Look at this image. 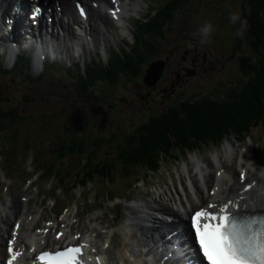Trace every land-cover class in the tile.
<instances>
[{
	"label": "rangeland",
	"instance_id": "rangeland-1",
	"mask_svg": "<svg viewBox=\"0 0 264 264\" xmlns=\"http://www.w3.org/2000/svg\"><path fill=\"white\" fill-rule=\"evenodd\" d=\"M240 1L234 0V3H231L232 0H177L174 2L173 13L177 8L176 5L181 2L179 5L180 14L176 13L179 16L171 22L169 21L170 23H167V21L172 18H166L162 25L155 26L153 29L154 37L152 38H154L155 44L153 49L156 52H152L151 56L148 55L145 58V62L150 57L166 62L161 71L157 72L158 70L156 69L151 74V76L157 75L154 84L148 85L143 80L147 68V63L143 60L141 64L142 71L139 74L137 73L141 79H138L137 74V76L125 78L121 85L113 86L112 92L110 86L113 83H117V81L110 85L108 84V86L102 85V91L98 94L88 92L82 96L71 94L70 91L74 87L71 88L68 84L66 88L58 87L59 89L52 91V97L40 96V94H35V97H32L28 93H22L21 95L17 93L21 97V101L24 99L22 106L17 109L19 115H24V119H17L11 126L13 131L10 129L5 132V135L10 136L16 132L18 136L15 138L18 144H30L34 149H38L44 152V154H47L48 150H50L49 148H45L47 144L45 141L51 138L57 143L56 153L58 157L61 160L65 159L66 156H60L58 151L62 142L65 143L66 139L72 137L62 131L66 128L64 127L63 116L66 117L70 111H64L55 118L54 114L58 113L60 109L65 110L66 102L69 105L71 104V107H73L72 104L75 102L73 109L75 111L79 109L78 113L80 114L86 112L85 115L91 121L88 123L85 131L77 133V135H83L82 137L86 142H90L91 138L95 137L93 135H99L104 142L103 146L108 145L107 147H102V149L100 146V149L95 151V158L117 157V150L110 146L111 143L115 142L119 144L118 151L123 147L125 149L124 152L133 156V152L127 149V146L133 142L131 143L127 138L132 129L146 118L147 109H142V111L138 109L142 108V104L144 107H150L152 110H155V106L158 108L166 106L168 104V101H165L167 98L172 102L179 97L195 100L201 96L211 97L220 95V101H222L226 99L222 96L223 92L220 91L223 90L224 85L238 87L239 84L243 88L247 84V81L252 78L253 65L254 63H258L256 56L260 57V53L251 45L253 35L247 32L248 21L246 17L239 15L238 7ZM235 8L238 9L234 11ZM232 15H236L240 19L239 23L237 19L235 24H243L238 31H234L232 28V24H234L230 20V16ZM205 25L211 26L210 35L207 37H204L200 32V29ZM215 31L221 36L215 34ZM163 32L164 35H162ZM230 33H234V36L239 38L241 42L237 43L235 38H231ZM99 39L106 40V44L115 45L112 34L111 36L109 34L104 37V39L99 37ZM144 39L146 40L147 37L145 36ZM142 50H145L141 51L143 56L146 53L149 54L146 45ZM209 51L212 54H209ZM216 59L220 61L218 62ZM244 63L247 64L246 68L243 67ZM188 68L191 70L187 71ZM238 70L241 72L244 70V74L238 76ZM9 82L12 84L11 88L15 89L16 84L13 81ZM5 85L6 82L0 80V87H4ZM32 86L34 87L33 92L44 93L45 89L42 88V84H34ZM27 90L31 92L30 86H27ZM17 91L22 92L23 89L18 86ZM15 92L10 90L0 91V97L5 94H12V96L16 97ZM68 93H70L69 96H67ZM112 94L116 97L115 104L108 103L106 107L107 112L104 114L100 112L91 114V111H94L93 109L100 108V106H97V104H100L97 103L99 99L103 100L105 95L111 96ZM63 97L69 99H62ZM262 99L263 97L261 98V102ZM6 102V100L2 101L0 99V104L4 109L10 107ZM112 105L117 110L112 108ZM129 114H132V117ZM97 116H99L97 119L94 118ZM46 120L49 121L47 122ZM92 121H95L96 124L92 123ZM71 130L73 131V127ZM69 131L67 130V132ZM224 133L226 135H233L239 132L234 128H227ZM227 138L235 142L234 137L229 136ZM122 142L123 144H121ZM222 144H224V141L219 144V148L222 147ZM132 146L134 148L140 147L137 142ZM228 148H231V146L229 145ZM91 150L94 151L95 149L90 146L88 151L90 152ZM76 151L75 149L72 150L74 154H70V159H67V162L63 163V168L68 167V162L74 163V167L67 169L74 170L77 167V158L81 155L76 154ZM100 151L102 155L99 154ZM56 153L54 152L53 156H56ZM208 154H210L209 151ZM204 155H207V152ZM173 162L177 163L176 161ZM182 164V161L178 163L179 168ZM166 169L168 170L169 166H166ZM156 177L158 176H153V179L155 180ZM151 187L152 185L148 188ZM150 233L146 236L148 241L151 237Z\"/></svg>",
	"mask_w": 264,
	"mask_h": 264
},
{
	"label": "trees",
	"instance_id": "trees-1",
	"mask_svg": "<svg viewBox=\"0 0 264 264\" xmlns=\"http://www.w3.org/2000/svg\"><path fill=\"white\" fill-rule=\"evenodd\" d=\"M172 6L173 4H170L156 18L155 26L162 25L163 20L173 13ZM238 8L239 15L245 16L248 21L247 32L253 35L251 45L260 53V57L256 56L258 63L253 65L250 81L241 90H233L231 95L233 99L230 101L204 96L195 100L181 98L176 108L172 104L165 111L151 112L148 121L139 125L141 135L137 136L140 146L137 157L154 163L159 153L169 151L174 146L176 149H183L187 147L186 145L217 139L223 136L227 128L241 130L251 122L264 93V0H241ZM239 21L240 19L238 23ZM241 25L243 26L234 23L232 28L238 31ZM230 36L235 38L237 43L241 42L234 33H230ZM151 46L147 45V47ZM136 56L140 55L136 53L135 58L122 61L110 71L112 72L114 68H120L123 72L139 70ZM135 61L137 65H134ZM246 66L247 64L244 63L243 67ZM102 73V71L89 72L88 82Z\"/></svg>",
	"mask_w": 264,
	"mask_h": 264
},
{
	"label": "bare ground",
	"instance_id": "bare-ground-1",
	"mask_svg": "<svg viewBox=\"0 0 264 264\" xmlns=\"http://www.w3.org/2000/svg\"><path fill=\"white\" fill-rule=\"evenodd\" d=\"M53 1V0H51ZM60 2L63 3L64 8L66 11L70 10L68 0H60ZM127 6H130V3H126ZM135 6L137 7V0L135 1ZM96 16L100 18L101 20L106 22V19L98 12H95ZM90 22V19H89ZM105 25V24H104ZM94 31H96V27L94 25ZM111 36V35H110ZM112 81H109L108 84H112L116 80L111 79ZM12 82V81H11ZM9 85L12 86V84ZM103 85V84H102ZM88 93V92H86ZM86 93L84 95H86ZM94 98V97H93ZM97 101V100H95ZM103 100H100L97 103H100ZM83 102V101H82ZM85 105V104H84ZM141 124V123H140ZM139 124V125H140ZM138 127V125H137ZM227 145V146H226ZM233 145L230 140H228L227 144L223 145V150L221 157L218 155V161L215 160V157L209 156V158H206L208 161V166L205 168H197L195 167L198 165L199 161L197 163H194L192 161L187 163V167H184L181 170V173H188L190 174V177L192 175L193 180L196 182V179L198 181L197 184H194V189L190 192H187L186 195L182 196L179 194V196L176 197V194L171 190L170 192L166 191L165 189L161 188H155L152 193L150 194V198L147 200H144V203L137 202L136 207H131L130 204L127 205V209L134 212V215L136 216L138 220L137 227L135 226V229H130L129 234H126L124 231L129 228L127 225H122L118 229L119 230V238L120 243L119 247L116 248V251L114 253L115 257L119 260L125 259V255L127 251H130V245H136V246H142L150 243L146 236L149 235V233L154 230L156 227L158 228V225L149 226L145 222H143V218L147 220H152L154 223L160 222L156 218V215L151 210H162L161 213H165L166 215H172L174 217H177L178 223H184L183 221V215H185L188 212L189 208L198 206L199 203H202L203 201H208V198L215 199V198H229L230 194L234 193L235 190L241 189L246 183H250L251 181H257L260 185L264 183V156L261 159H255L256 161L252 160L251 153L248 148L245 147L244 149L237 151L235 148H232V153L230 154L231 148H228V146ZM228 162H232L231 164V170L225 166ZM235 164V165H233ZM225 167V171L222 173L221 177H216L215 173L220 168ZM237 168L238 174H240L242 169H245L246 171V180L241 184L239 182L238 174L237 177L233 174V171ZM196 169V171H195ZM197 172H199L201 179L203 178V181L205 180L207 184V190L203 189L201 187V184L199 182V177L197 175ZM197 175V177H196ZM196 177V179H195ZM199 178V179H198ZM225 178V180H223ZM213 181H215L214 185H220L221 187L223 184L229 185L228 191L223 192H217L216 194L210 196L208 193V189L213 186ZM209 183L211 185L209 186ZM258 188H253L249 195L246 197L245 200H242L240 203L242 205H246L250 208H256V209H264V205L261 203V197L258 194ZM194 193H198L197 197H192ZM163 199L173 200L176 204V208H172L168 201H164ZM188 200L186 202V200ZM171 207V208H170ZM16 211H13V215H15ZM141 213V214H140ZM165 215V216H166ZM104 216L102 214H97L91 216L87 221H85V224L80 226V229L78 231H91L92 227V221H102ZM167 223V222H166ZM144 225V226H143ZM148 226V227H145ZM135 230L139 236H136ZM150 236L153 237V234L150 233ZM145 237V238H144Z\"/></svg>",
	"mask_w": 264,
	"mask_h": 264
},
{
	"label": "snow or ice",
	"instance_id": "snow-or-ice-1",
	"mask_svg": "<svg viewBox=\"0 0 264 264\" xmlns=\"http://www.w3.org/2000/svg\"><path fill=\"white\" fill-rule=\"evenodd\" d=\"M38 14L39 9L33 18ZM84 14L82 10L81 15ZM111 14L116 18L118 9ZM231 203L220 207L217 213L201 209L190 217L189 226L205 264H264V212H241L238 206L237 211L229 212ZM11 244L9 242L8 251L15 260L19 253H13ZM81 255L82 249L77 246L54 253L44 252L36 259L38 264H80Z\"/></svg>",
	"mask_w": 264,
	"mask_h": 264
},
{
	"label": "clouds",
	"instance_id": "clouds-1",
	"mask_svg": "<svg viewBox=\"0 0 264 264\" xmlns=\"http://www.w3.org/2000/svg\"><path fill=\"white\" fill-rule=\"evenodd\" d=\"M238 19V16L236 15H232L230 16V20L235 23V21ZM200 32L201 34L204 36V37H207L210 35V32H211V26L210 25H205L204 27H202L200 29Z\"/></svg>",
	"mask_w": 264,
	"mask_h": 264
},
{
	"label": "water",
	"instance_id": "water-1",
	"mask_svg": "<svg viewBox=\"0 0 264 264\" xmlns=\"http://www.w3.org/2000/svg\"><path fill=\"white\" fill-rule=\"evenodd\" d=\"M152 78H154V77H151V79H152ZM149 79H150V78H149ZM153 82H154V79H153V80H150V81L148 80V83H149V84H151V83H153Z\"/></svg>",
	"mask_w": 264,
	"mask_h": 264
}]
</instances>
